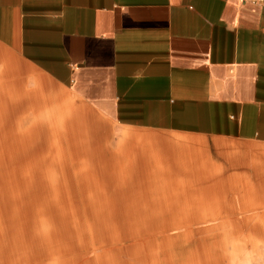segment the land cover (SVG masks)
Instances as JSON below:
<instances>
[{
    "label": "crops",
    "instance_id": "crops-1",
    "mask_svg": "<svg viewBox=\"0 0 264 264\" xmlns=\"http://www.w3.org/2000/svg\"><path fill=\"white\" fill-rule=\"evenodd\" d=\"M47 83L69 95L70 108L57 104L71 112L73 134L103 128L109 166L119 159L127 174L152 175L132 189L217 190L212 172L225 184H264L262 6L0 0V96H41ZM158 174L188 179L162 186L173 180Z\"/></svg>",
    "mask_w": 264,
    "mask_h": 264
},
{
    "label": "rangeland",
    "instance_id": "rangeland-1",
    "mask_svg": "<svg viewBox=\"0 0 264 264\" xmlns=\"http://www.w3.org/2000/svg\"><path fill=\"white\" fill-rule=\"evenodd\" d=\"M46 87L0 96V264H264V184L212 172L217 190L132 189L152 175L109 166L103 128L73 134L69 95Z\"/></svg>",
    "mask_w": 264,
    "mask_h": 264
},
{
    "label": "built area",
    "instance_id": "built-area-1",
    "mask_svg": "<svg viewBox=\"0 0 264 264\" xmlns=\"http://www.w3.org/2000/svg\"><path fill=\"white\" fill-rule=\"evenodd\" d=\"M241 3H251L264 7V0H239Z\"/></svg>",
    "mask_w": 264,
    "mask_h": 264
},
{
    "label": "bare ground",
    "instance_id": "bare-ground-1",
    "mask_svg": "<svg viewBox=\"0 0 264 264\" xmlns=\"http://www.w3.org/2000/svg\"><path fill=\"white\" fill-rule=\"evenodd\" d=\"M250 226V225H249Z\"/></svg>",
    "mask_w": 264,
    "mask_h": 264
}]
</instances>
